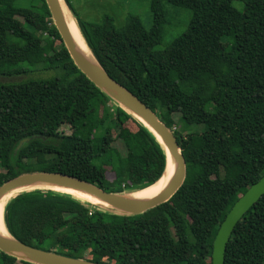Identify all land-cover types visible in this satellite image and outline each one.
<instances>
[{"label":"trees","instance_id":"1","mask_svg":"<svg viewBox=\"0 0 264 264\" xmlns=\"http://www.w3.org/2000/svg\"><path fill=\"white\" fill-rule=\"evenodd\" d=\"M65 1L106 73L172 130L186 178L169 201L135 216L22 192L5 205L6 229L26 245L99 264H211L221 222L264 175V0H150L149 29L134 14L120 25L109 15L86 22ZM174 10L189 14L188 25L157 49ZM48 71L0 83V186L47 172L123 193L162 176L160 144L76 68L45 0H0V77ZM263 260L264 195L235 226L224 264ZM0 264L32 263L0 251Z\"/></svg>","mask_w":264,"mask_h":264},{"label":"water","instance_id":"2","mask_svg":"<svg viewBox=\"0 0 264 264\" xmlns=\"http://www.w3.org/2000/svg\"><path fill=\"white\" fill-rule=\"evenodd\" d=\"M45 3L49 10L52 23L59 33L61 41L76 68L114 104L121 107L135 121L144 127L160 144L165 153L166 164L162 176L155 183L168 174L171 176L165 188H163L157 196L149 200H137L132 197V193L147 187L130 192L110 193L95 185L61 173H24L6 181L0 186V201L12 193H15V195L11 197V199L22 192L48 190L71 196L89 205L92 209L120 216L140 215L158 205L166 203L179 190L186 178L185 160L172 130L167 128L166 125L134 94L118 84L106 73L93 56L85 40L84 42L91 52L92 59H89L77 49L68 30L67 20L70 16L66 10V8L69 10L67 2L65 0H45ZM29 140L30 138L22 139L16 146L15 151H18ZM55 187L86 193L107 206L86 203L70 194L54 190L53 188ZM263 195L264 175L257 182L252 184L234 203L221 222L212 243L211 264H224L226 244L235 226ZM6 234V237L0 236V251L18 260L32 264H99L26 245L15 239L7 229ZM261 264H264V260Z\"/></svg>","mask_w":264,"mask_h":264},{"label":"rangeland","instance_id":"3","mask_svg":"<svg viewBox=\"0 0 264 264\" xmlns=\"http://www.w3.org/2000/svg\"><path fill=\"white\" fill-rule=\"evenodd\" d=\"M76 15L86 22L96 23L104 15H109L114 18L115 24L120 25L125 20L128 14L137 15L145 29H149L151 25L150 16V0H69ZM234 7L241 9L239 3L234 2ZM69 16H73L72 11L66 8ZM190 16L186 11H173V17L168 21L161 44L157 49L166 47L173 39L179 36L187 27ZM58 73V71H56ZM55 74V71L34 72L25 77L3 78L0 77V83L18 82L28 78H47ZM181 125V124H180ZM60 131L64 134L70 133V128L63 125ZM190 132L202 133L204 127L202 125H192Z\"/></svg>","mask_w":264,"mask_h":264},{"label":"bare ground","instance_id":"4","mask_svg":"<svg viewBox=\"0 0 264 264\" xmlns=\"http://www.w3.org/2000/svg\"><path fill=\"white\" fill-rule=\"evenodd\" d=\"M68 23V30L77 46V49L84 54L85 56H87L89 59L91 58V52L89 51L88 47L86 46L85 42H84V38L79 30V28L77 27L75 20L72 16L69 17V19L67 20ZM170 174L162 177L157 183L143 189L140 191H136L134 193H132V197L137 199V200H149L154 198L155 196H157L161 190H163V188H165V186L167 185L169 178H170ZM54 190L60 191V192H64L67 194H70L86 203H90V204H98V205H104L107 206L106 204L100 202L98 199L86 194V193H82V192H78L72 189H65V188H53ZM15 195V193H12L9 196L4 197L1 201H0V236L2 237H6V229L4 226V222H3V216H4V209H5V205L9 202V200L11 199V197H13ZM6 225V224H5Z\"/></svg>","mask_w":264,"mask_h":264}]
</instances>
